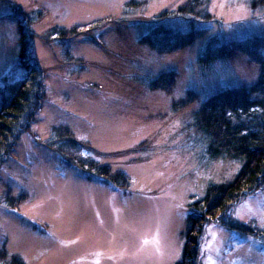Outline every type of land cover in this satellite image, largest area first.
Wrapping results in <instances>:
<instances>
[{"label":"rangeland","instance_id":"rangeland-1","mask_svg":"<svg viewBox=\"0 0 264 264\" xmlns=\"http://www.w3.org/2000/svg\"><path fill=\"white\" fill-rule=\"evenodd\" d=\"M11 1L27 13L39 11L30 25L35 37L28 53L40 67L46 95L0 166V252L24 264H175L190 203L210 184L232 181L240 164L208 158L193 124L200 101L177 113L174 103L190 90L202 100L225 87L253 83L258 67L239 54L205 71L197 63L205 39L163 56L139 44L132 21L152 19L187 0H146L144 8L125 15L130 0ZM249 2L211 0L210 35L264 33V10L252 11ZM106 21L90 34L109 52L88 36L65 44L44 39L55 25L89 29ZM18 27L0 4V89L5 76L14 83L29 74L18 64ZM168 70L177 73L172 92L141 84ZM55 126L68 127L101 154L122 152L90 156L123 171L129 185L116 189L65 164L47 144ZM6 189L25 200L15 209L5 206ZM230 217L264 231V186L238 201ZM197 249L194 264H264V239L233 233L213 220L203 225Z\"/></svg>","mask_w":264,"mask_h":264},{"label":"trees","instance_id":"trees-1","mask_svg":"<svg viewBox=\"0 0 264 264\" xmlns=\"http://www.w3.org/2000/svg\"><path fill=\"white\" fill-rule=\"evenodd\" d=\"M210 1L187 0L175 10L164 9L152 19L131 22L140 33L139 44L159 56L182 52L205 39L197 56L198 65L205 71L211 70L214 65L226 63L239 54L248 57L258 67V77L253 83L231 85L202 100L201 93L190 90L184 98L174 103L173 109L177 113L200 101L193 111V124L202 137L208 158L226 159L240 164L232 181L210 184L202 198L190 203L191 213L186 220L185 242L181 257L175 264L195 263L203 225L211 220L217 221L233 233L264 239V231L230 217V210L238 201L264 186V33L244 31L229 38L225 35H210L208 24L213 23V16L208 10ZM0 4L18 22V64L29 70L27 76L14 83L9 82V77L5 76V86L0 89L1 166L14 150L19 137L28 131L41 110L46 94L40 67L30 59L28 53L31 39L35 37V33L30 31V25L39 11L27 13L11 0H0ZM145 5L146 0H130L125 3L123 15L140 10ZM249 5L252 11L264 10V0H250ZM109 23L94 22L89 29L79 24L70 27L55 25L44 39L48 42L55 38L65 44L74 38L88 36L94 44L109 52L104 42L90 34L92 28L98 29ZM63 49L64 55L71 60L73 56L69 47L63 45ZM176 79L177 73L168 70L152 79L145 77L141 84L150 91L170 93ZM47 144L65 164L89 178H99L116 189H125L129 185V178L123 171L114 170L109 163H101L90 156H118L122 152L101 154L88 141L76 138L65 126L53 127L51 140ZM3 197L4 205L14 209L25 200L24 195L13 196L10 189H6ZM0 264L24 263L18 257H8L0 252Z\"/></svg>","mask_w":264,"mask_h":264}]
</instances>
